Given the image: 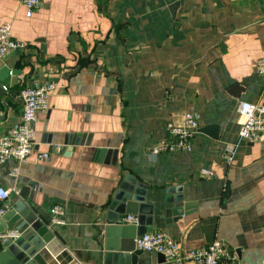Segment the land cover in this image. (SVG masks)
<instances>
[{
	"label": "crops",
	"instance_id": "crops-1",
	"mask_svg": "<svg viewBox=\"0 0 264 264\" xmlns=\"http://www.w3.org/2000/svg\"><path fill=\"white\" fill-rule=\"evenodd\" d=\"M3 23L27 49L0 59V137L20 121L24 87L56 85L50 109L39 114L32 154L0 164V186L33 184L26 203L38 221L64 205L74 223L66 231L42 223L47 243L37 264H103L80 226L98 223L126 174L148 187L156 206L148 233L167 231L183 251L219 240L239 261L264 264V138L249 143L238 135L240 103L264 105V76L256 72L264 58V0H43L31 18L18 0H0ZM10 70L24 80L10 78ZM189 111L200 128L218 126L219 139L197 133L192 153L150 156L167 137L166 124ZM68 135H86L91 144L64 151ZM227 144L237 149L230 165ZM96 149L117 155L99 161ZM180 186L188 215L167 226L166 190ZM18 200L11 197L8 211ZM137 264L165 263L143 253Z\"/></svg>",
	"mask_w": 264,
	"mask_h": 264
},
{
	"label": "built area",
	"instance_id": "built-area-1",
	"mask_svg": "<svg viewBox=\"0 0 264 264\" xmlns=\"http://www.w3.org/2000/svg\"><path fill=\"white\" fill-rule=\"evenodd\" d=\"M26 10V17L31 18L40 8L43 0H18ZM27 45L16 40L12 34V25H0V59L17 52H23ZM256 72L264 76V58L258 61ZM10 78L16 77L19 82L23 76L14 70L8 72ZM8 95L11 87L1 85ZM56 90L54 83H40L33 87H24L19 93L22 113L19 123L10 127L0 137V164L15 161L21 163L29 158L35 146L36 127L40 122L39 114L50 109L51 97ZM244 122L239 130V139L249 143H258L264 138V105L241 102L238 108ZM200 128V117L195 111L182 115L178 121L166 124L167 137L157 142L150 149V156L189 154L194 150V137ZM236 144H227L224 149V162L230 165L236 156ZM40 160L49 159V154H40ZM202 175L212 177L213 173L202 169ZM18 174V168L14 171ZM21 190L0 186V217L7 211L6 203L13 195L20 196ZM67 209L64 205H56L50 210L51 223L55 226L66 225ZM137 217L128 215L123 219L124 224H137ZM20 233L16 230L0 235V244L9 239H17ZM136 249L143 253H153L165 257V264H245L238 260L235 253L223 242L216 240L206 248L194 251H183L176 238L165 230L146 233L135 239Z\"/></svg>",
	"mask_w": 264,
	"mask_h": 264
},
{
	"label": "water",
	"instance_id": "water-1",
	"mask_svg": "<svg viewBox=\"0 0 264 264\" xmlns=\"http://www.w3.org/2000/svg\"><path fill=\"white\" fill-rule=\"evenodd\" d=\"M176 6H171L170 11L174 15ZM198 133L205 134L214 140L219 139L218 126H206L198 129ZM51 143V142H49ZM90 137L86 135L73 136L68 135L65 139L64 151L67 146H90ZM113 152L111 150L96 149L94 156L99 161L108 162ZM33 184L23 187L20 192L19 200L15 208L7 211L0 217V233L6 231L9 225H14L15 230L20 233L17 239H9L2 243L0 252V264H37L34 261L35 256L46 246L45 232L43 222L51 223L49 214L41 215V221H38L32 207L26 203L30 189ZM229 188L227 187V192ZM183 188L170 187L166 190L164 199L165 222L167 226H173L183 216L188 215L183 209ZM72 204H68V211L73 212ZM85 207L78 208L76 213L83 215ZM156 206L148 202V187L139 182L131 174H126L120 187L113 196L112 201L106 205L98 219V223L87 227L80 226L82 240H86L89 246L93 247L91 255L95 261L103 264H137L142 251L136 249L135 239L154 229ZM42 214L39 212V215ZM126 215L136 216L138 221L135 225L124 224L122 218ZM74 224L71 221L70 214L66 215L65 226H53L52 230H69ZM77 229V228H76ZM88 229L91 234L88 237L85 234ZM12 231V230H9ZM35 233L30 236L31 233ZM88 233V232H87ZM159 262L165 263V257L158 255Z\"/></svg>",
	"mask_w": 264,
	"mask_h": 264
}]
</instances>
